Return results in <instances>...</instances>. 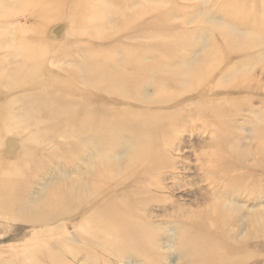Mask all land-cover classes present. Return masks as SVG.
Instances as JSON below:
<instances>
[{
  "label": "rangeland",
  "instance_id": "374dc122",
  "mask_svg": "<svg viewBox=\"0 0 264 264\" xmlns=\"http://www.w3.org/2000/svg\"><path fill=\"white\" fill-rule=\"evenodd\" d=\"M137 75L140 100L101 85ZM237 84L264 96V0H0V264H264V172L238 182L226 161L253 149L262 96ZM47 106L79 126L38 127L60 120Z\"/></svg>",
  "mask_w": 264,
  "mask_h": 264
},
{
  "label": "bare ground",
  "instance_id": "6f19581e",
  "mask_svg": "<svg viewBox=\"0 0 264 264\" xmlns=\"http://www.w3.org/2000/svg\"><path fill=\"white\" fill-rule=\"evenodd\" d=\"M77 2H78V4L80 3V1H77ZM84 7L80 6V8H78L77 11H78L79 14L77 16H75L76 15L75 13L77 11L69 13V16H71V15L75 16L76 19H81V17H85V18L89 17V20L92 21V19L90 17L91 15L88 14L89 13L88 8L87 7L84 8ZM80 9H81V11H80ZM86 15H88V16L86 17ZM89 20H88V18L86 19V22L88 23V25H89ZM96 28H95L96 32L93 34L95 37L100 38V39L108 37L107 33H105L106 35L105 34L101 35V31H100L101 29L99 27H96ZM93 35H92V37H93ZM161 43H165V42H161ZM164 45H169V42L167 44H164ZM134 54H135V56L138 55L137 53H134ZM105 61L107 62L108 65H110L112 63H117V60H113V59H111V60L108 59V60H105ZM118 63L122 65V64H124V60L123 59L119 60ZM139 67L140 66H134L132 68H133L134 72H136V71H138ZM257 67L258 66H254V71L257 70ZM137 74H138V72H137ZM110 78L112 80L114 79L113 77H110ZM142 78H143V76H138V75L134 76V78L127 77V78H124L122 80L121 85H116L117 78H115V82L110 80L109 84L105 83V84H101V85L105 86L108 91H111V92L115 93L119 97H122V98L123 97L124 98H133L134 100H140L139 99V96H140L139 94H141V91H139L138 86H135L136 87V89H135V87H132V85H137L139 83L141 84V85L139 84L140 87L146 85V80H143ZM172 83H174V80L172 81L169 78L159 80V81H157V84H156L157 90L160 91V90H163V89H166V88H170V87L173 86V85H171ZM128 84H131V85L128 86ZM236 88H246L247 91L249 92V95L251 97L260 98V96H262L259 101L262 102L260 106L263 107V108L260 107L259 111H257V112L253 111V112H254V114H262V113H264V111H263L264 110V103H263L264 102V96L261 95L260 92H258L257 88L253 84H239L238 86H236ZM263 92H264V90H263ZM162 99L163 98L161 97L160 100L156 98L155 100H149L148 102L147 101H144V102H147L148 105H151V104H157L158 105V103H160L162 101ZM46 108H47L46 110L55 111L53 109H55L56 107L47 106ZM68 109L70 111H73V109H71V108H68ZM152 109H146V110L149 112ZM56 110L59 113L60 117H58V118L60 120L56 124H54V126H50V127L48 126L47 127L45 124H43V122H40V120H38V122H36L38 127H40V128L41 127H45L47 129L54 130V131H59V130L66 131V130H74L75 128H77L79 126L78 125L79 122H76L74 120V118H72V117H64L66 115L67 111H69V110L61 109V108H58V107L56 108ZM68 116H72V115L70 114ZM83 119H85V118H83ZM144 120H146V117H145ZM252 122L254 124V131H253L252 141H251V144L254 145L253 149L251 151H249V152H245V151H242L241 149H239V147H234L233 148V146H231L230 144H228L227 145L228 147L226 148V151L228 152V155L230 154L229 158L226 157V161H227V163H229V167H228L229 174L230 175L237 174L238 176L235 179H233V180L238 181V182L248 181L249 184H252L253 182L256 181V179H257L256 177H257V175L259 173L264 172V123H259V122L255 121V120H253ZM144 123H146V122L141 121V122L138 123L139 125H136V124L135 125H129L128 123H124V124L122 123V127H127L130 130L133 129L134 127L145 128L146 126H144ZM105 130H107V132L111 131V130H108V129H105ZM105 130L103 129L104 132H105ZM148 134H146V135L144 134L145 135L144 137H142L143 136L142 135L141 136L142 138L139 135L136 137L134 150H139V148L141 149L139 142L144 140V139H146L148 137ZM136 157H137V159H134V161L137 162V163L140 162L141 159H139V156H136ZM54 158H57V156H54ZM8 165H10V164L8 163ZM13 165H15L14 162H13ZM238 166L243 167L246 170V172L244 174L243 173L238 174V169H239ZM22 168H26L27 169L28 166L27 167H22ZM37 169L39 170V168H37ZM20 171H21V169H20ZM12 173L14 174L15 170ZM24 173L26 174L28 172L24 171ZM24 173H22V174H24ZM113 174H114L113 171H110V169L107 170L104 173L105 179L106 178H107V180L114 179L115 175H113ZM17 175H20L19 171L17 172ZM27 175L28 174H26V176ZM6 176L7 175H5V177ZM11 176H9V177H11ZM100 176H101V174H96V178H98ZM9 177L7 176L6 178H9ZM6 178L1 177L0 181H4V180L7 181L8 179L6 180ZM19 178H18V180H19ZM11 179H13V178H11ZM20 181H21V179H20ZM25 181H26V179H25ZM26 184H27L26 182H18L16 188L14 187L13 190H9L12 193H16L17 197L19 196V198L21 199V202H20L21 204H19V206H21V210L22 209H26L27 207H30V204H31V203L29 204L30 200H28L26 198L25 194L22 192V189H23L22 187L25 186ZM15 185H16V183H15ZM244 189L247 192H249L250 190H254L255 191L254 186L253 185H248V184L246 186H244ZM2 190H3V188H2V186H0V191H2ZM62 192H63L62 187L58 186V188L53 191L52 196H50L49 200L50 201L51 200L52 201L53 200L57 201L59 199V196L62 194ZM38 196L39 195H36V197L32 198V200L35 201L38 198ZM48 202L49 201L42 202L43 206L47 207L50 204ZM60 214L61 213L56 212V213H53L50 218H48V219L46 218L45 220L44 219H39V221H43V222L44 221H47V222L54 221L57 218V216H60ZM228 214L229 213L226 210H223V209L218 211V212H216V215H215L216 218L215 219H218V220L215 223L217 225H220V226H225V225L227 226L228 223L230 222V220L232 219ZM214 239H216V238H214ZM211 240H209V242H212ZM223 243H224V240H223ZM203 245H204V242H203ZM226 246H228V245H226ZM204 257H205V261H207L209 264H240V262H241V264L243 263L240 260H236L237 258L235 260H233V261L229 260L220 251L204 255Z\"/></svg>",
  "mask_w": 264,
  "mask_h": 264
}]
</instances>
